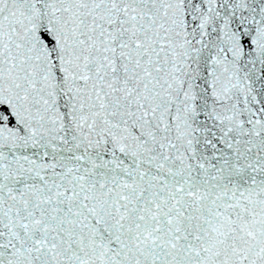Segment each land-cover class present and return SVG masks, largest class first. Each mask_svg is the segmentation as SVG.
<instances>
[{"label":"snow or ice","instance_id":"obj_1","mask_svg":"<svg viewBox=\"0 0 264 264\" xmlns=\"http://www.w3.org/2000/svg\"><path fill=\"white\" fill-rule=\"evenodd\" d=\"M0 264H264V0H0Z\"/></svg>","mask_w":264,"mask_h":264}]
</instances>
